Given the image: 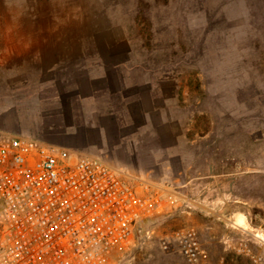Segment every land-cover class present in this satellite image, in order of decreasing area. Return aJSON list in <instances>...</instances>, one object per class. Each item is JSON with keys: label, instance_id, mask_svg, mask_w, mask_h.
Instances as JSON below:
<instances>
[{"label": "rangeland", "instance_id": "obj_1", "mask_svg": "<svg viewBox=\"0 0 264 264\" xmlns=\"http://www.w3.org/2000/svg\"><path fill=\"white\" fill-rule=\"evenodd\" d=\"M0 129L99 155L135 185L223 176L238 201L221 211L252 228L209 263L250 264L233 246L264 252V0H0ZM183 224L141 219L104 264H186Z\"/></svg>", "mask_w": 264, "mask_h": 264}, {"label": "built area", "instance_id": "obj_2", "mask_svg": "<svg viewBox=\"0 0 264 264\" xmlns=\"http://www.w3.org/2000/svg\"><path fill=\"white\" fill-rule=\"evenodd\" d=\"M178 198L171 184H132L99 155L0 129V264H104L131 242L138 221ZM172 238L186 264H207L195 226L178 227ZM233 247L264 264L249 239Z\"/></svg>", "mask_w": 264, "mask_h": 264}, {"label": "crops", "instance_id": "obj_3", "mask_svg": "<svg viewBox=\"0 0 264 264\" xmlns=\"http://www.w3.org/2000/svg\"><path fill=\"white\" fill-rule=\"evenodd\" d=\"M223 178L218 174L209 173L196 177H184L180 181H171L174 191L179 197L178 202L168 205L163 213L157 214L165 215L167 218L180 216L185 222L183 225L195 226L206 254H209L208 257L206 256L207 264L211 263L210 254L212 251L210 249L215 244L222 245L224 242L230 245L231 236H236L239 232L249 233V228H252L246 213L240 209H233L228 213L221 211L220 203H228L229 199H234V202L238 201L236 195L223 191L221 187ZM216 218L227 220L226 226L221 228V232L215 228L214 220Z\"/></svg>", "mask_w": 264, "mask_h": 264}]
</instances>
